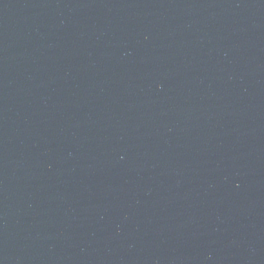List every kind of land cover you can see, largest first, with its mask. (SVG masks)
I'll list each match as a JSON object with an SVG mask.
<instances>
[{
	"label": "water",
	"instance_id": "1",
	"mask_svg": "<svg viewBox=\"0 0 264 264\" xmlns=\"http://www.w3.org/2000/svg\"><path fill=\"white\" fill-rule=\"evenodd\" d=\"M0 264H264V0H0Z\"/></svg>",
	"mask_w": 264,
	"mask_h": 264
}]
</instances>
